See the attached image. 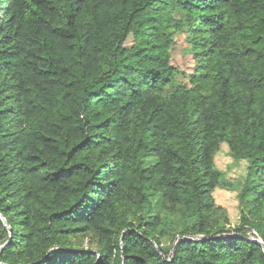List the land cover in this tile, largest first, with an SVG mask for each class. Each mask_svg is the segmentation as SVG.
Instances as JSON below:
<instances>
[{"label": "trees", "instance_id": "trees-1", "mask_svg": "<svg viewBox=\"0 0 264 264\" xmlns=\"http://www.w3.org/2000/svg\"><path fill=\"white\" fill-rule=\"evenodd\" d=\"M263 245L264 0H0V264H264Z\"/></svg>", "mask_w": 264, "mask_h": 264}, {"label": "rangeland", "instance_id": "rangeland-1", "mask_svg": "<svg viewBox=\"0 0 264 264\" xmlns=\"http://www.w3.org/2000/svg\"><path fill=\"white\" fill-rule=\"evenodd\" d=\"M177 46L174 48V58L173 64L180 67L183 70L191 72L194 67V61L192 56L185 53V43H184V35L179 34L177 36ZM154 161L153 159L146 160V164ZM217 167L221 170L226 171L228 178L235 181L236 183L242 181L246 174L247 162L242 161L239 163L233 162V159L230 157L228 145L226 143L222 144L220 152L216 157ZM215 199L218 204L225 206L230 214L231 223L234 225L239 221V210H238V200H237V192L230 191L227 189H216L215 191ZM155 205L158 209H160V199L158 196L153 198ZM168 248L169 245L167 244Z\"/></svg>", "mask_w": 264, "mask_h": 264}, {"label": "water", "instance_id": "water-1", "mask_svg": "<svg viewBox=\"0 0 264 264\" xmlns=\"http://www.w3.org/2000/svg\"><path fill=\"white\" fill-rule=\"evenodd\" d=\"M2 218H3L4 222H6L5 218L4 217H2ZM6 224H7V222H6ZM263 247H264V245H263Z\"/></svg>", "mask_w": 264, "mask_h": 264}, {"label": "built area", "instance_id": "built-area-1", "mask_svg": "<svg viewBox=\"0 0 264 264\" xmlns=\"http://www.w3.org/2000/svg\"><path fill=\"white\" fill-rule=\"evenodd\" d=\"M254 239H256V238H254Z\"/></svg>", "mask_w": 264, "mask_h": 264}]
</instances>
